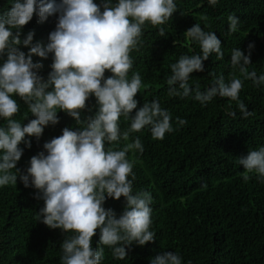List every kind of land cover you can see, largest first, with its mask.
<instances>
[{"label":"clouds","instance_id":"clouds-1","mask_svg":"<svg viewBox=\"0 0 264 264\" xmlns=\"http://www.w3.org/2000/svg\"><path fill=\"white\" fill-rule=\"evenodd\" d=\"M207 3L216 6L219 0ZM9 4L10 8L0 10V118L6 121L0 125V188L16 185L19 176L25 187L39 190L37 198L44 201V206L36 212V220L70 233L60 246V264H103L105 248L114 259L124 260L126 246L133 242L143 246L155 238L150 230L153 196L147 190L133 188L135 161L127 154L143 152L141 138L136 136L123 148L116 145L146 128L156 140L176 130L171 112L158 99L137 107L135 96L144 84L140 72L129 75L134 65L131 53L142 46L147 25L157 27L170 21L177 11L176 0H101L100 4L94 0H9ZM34 14L39 22L58 14L46 44L33 43L32 31L20 38L22 26ZM227 19L229 33L238 32L239 18L231 14ZM160 33L165 34L162 27ZM185 35L200 51L182 54L169 65L168 96L191 97L201 106L217 97L228 98L243 118L252 116L254 113L240 100V92L245 80H251L256 88L264 87V71L258 74L248 68L254 43H249L247 55L233 48L230 76L226 79L222 74L210 73V86L202 90L190 74L203 71V61L210 54L223 60L221 40L199 23L188 28ZM19 45L29 46L27 55ZM33 54L41 58L52 54L47 79L38 74L43 65L33 62ZM106 70L112 75L105 77ZM13 94L27 106L24 118L29 113L35 117L26 124L14 118L20 105ZM90 95L96 98L97 110L82 120L81 110L86 108ZM58 109L74 118L79 127L63 128L62 135L43 144L45 151L30 158L26 173L21 172L16 167L23 154L19 145L31 147L26 134L39 139L45 126L56 125ZM227 115L237 116L231 104ZM121 118L129 123L124 131ZM175 120L178 126L188 123L180 117ZM105 143L111 147H105ZM236 162L243 167L244 182L255 177L264 183V146L248 151ZM108 197L124 198L118 217L114 210L103 207ZM97 229L99 240L93 248L91 238ZM150 264H183V260L178 253L165 251L152 258Z\"/></svg>","mask_w":264,"mask_h":264},{"label":"trees","instance_id":"trees-1","mask_svg":"<svg viewBox=\"0 0 264 264\" xmlns=\"http://www.w3.org/2000/svg\"><path fill=\"white\" fill-rule=\"evenodd\" d=\"M94 2L100 4L101 0ZM176 3L177 11L169 22L145 27L142 46L131 53L134 65L129 73L131 76L132 71L140 72L144 84L135 96L137 107L158 99L161 106L171 112L176 130L166 133L163 140H156L146 128L116 145L123 148L136 136L144 145L142 153L129 151L127 156L135 161L134 191L147 190L153 196L150 230L155 232V238L143 246L135 242L126 246L124 260L114 259L105 248L103 264H150L152 258L165 251L178 253L183 264H264V183L255 177L244 182L243 167L236 162L248 151L264 146V87L256 88L251 80L244 81L240 100L254 114L243 118L235 102L228 98L217 97L201 106L191 97H169L166 83L171 63L182 54L200 51L185 35L196 23L206 31H213L224 51L223 60L210 54L203 61L204 70L190 74L191 80L198 81L202 90L210 86L213 79L210 73L222 74L227 79L233 71L231 50L238 47L247 55L249 43H254L249 70L255 69L258 74L264 71V0H219L216 6L209 5L207 0H176ZM10 7L9 0H0V10ZM231 14L240 20V30L236 33L228 31L227 18ZM57 17L58 14H53L39 22L34 14L33 19L22 26L20 38L24 39L32 31L33 43L46 44ZM18 47L28 54L29 46ZM32 60L42 63L38 74L47 79L52 54L48 58L33 54ZM110 75L112 73L106 70L105 77ZM13 98L20 105L15 119L26 124L35 118L31 113L24 118L28 113L25 102L16 94ZM229 104L231 110L237 112L236 118L227 115ZM96 110V98L90 95L86 108L81 110V119L87 120ZM57 115L59 122L45 126L39 139L26 134L31 147L19 145L23 154L16 167L21 172L26 173L30 158L45 151L43 144L62 135L63 128L79 127L63 110L58 109ZM176 117L188 123L178 126ZM4 124L6 121L0 118V125ZM128 126L121 118V130ZM105 147L111 145L105 143ZM38 191L25 187L19 176L16 185L0 188V264H60V246L70 233L36 220V212L44 206V201L37 198ZM124 205L123 197H108L103 207L111 208L118 217ZM98 240L99 229L91 238L93 248Z\"/></svg>","mask_w":264,"mask_h":264}]
</instances>
